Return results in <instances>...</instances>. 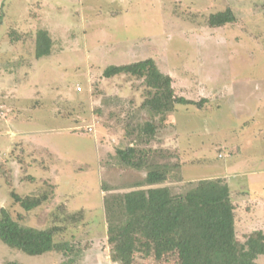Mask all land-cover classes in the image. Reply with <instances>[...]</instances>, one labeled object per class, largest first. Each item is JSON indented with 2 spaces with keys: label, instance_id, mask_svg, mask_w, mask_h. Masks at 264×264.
I'll use <instances>...</instances> for the list:
<instances>
[{
  "label": "rangeland",
  "instance_id": "obj_1",
  "mask_svg": "<svg viewBox=\"0 0 264 264\" xmlns=\"http://www.w3.org/2000/svg\"><path fill=\"white\" fill-rule=\"evenodd\" d=\"M226 7L233 23L206 24ZM43 27L53 51L35 58ZM148 57L178 94L202 100L178 104L174 127L158 135L180 151L178 174L227 178L240 261L264 264L244 246L248 233L264 232V0H0V208L26 225L59 226L57 240L77 250L30 256L0 241V264H114L103 189L142 179L115 151L136 139L128 124L150 115L141 80L103 69ZM11 191L49 198L25 211ZM75 212L76 222L64 220ZM153 249L143 246L146 262Z\"/></svg>",
  "mask_w": 264,
  "mask_h": 264
},
{
  "label": "trees",
  "instance_id": "obj_2",
  "mask_svg": "<svg viewBox=\"0 0 264 264\" xmlns=\"http://www.w3.org/2000/svg\"><path fill=\"white\" fill-rule=\"evenodd\" d=\"M235 19L230 7L205 16L210 27L233 23ZM13 39L18 36L13 35ZM33 43L35 58L53 51V38L45 27L35 31ZM103 76L141 80L144 98L140 107L147 109L150 115L149 120L128 124L135 128L136 139L115 151L118 162L144 171L142 179L123 191L108 185L103 189L109 192L103 203V214L113 263L242 264L236 239L235 205L227 178L183 181L177 171L181 166L180 151L177 147L165 146L164 140L158 137L163 127H174L173 115L178 104L202 103V100L178 94L171 76L161 72L151 57L108 65L103 69ZM169 118L171 120L167 121ZM11 196L25 211L42 205L49 198L46 191L25 196L11 191ZM54 217L60 218L56 214ZM79 217L81 213L75 212L64 220L76 222ZM21 220V214L14 217L6 208H0L1 242L30 256L48 252L68 256L77 251L76 245L57 240L59 226L37 228ZM146 242L154 247V260L148 262L142 254ZM244 246L255 255L264 254L263 230L248 233ZM146 257L151 256L146 254ZM67 262L70 264L72 259L67 258Z\"/></svg>",
  "mask_w": 264,
  "mask_h": 264
},
{
  "label": "built area",
  "instance_id": "obj_3",
  "mask_svg": "<svg viewBox=\"0 0 264 264\" xmlns=\"http://www.w3.org/2000/svg\"><path fill=\"white\" fill-rule=\"evenodd\" d=\"M78 90H80V88L78 87Z\"/></svg>",
  "mask_w": 264,
  "mask_h": 264
}]
</instances>
